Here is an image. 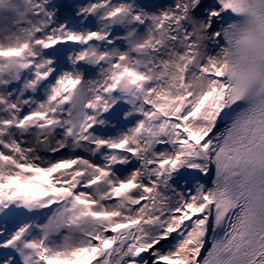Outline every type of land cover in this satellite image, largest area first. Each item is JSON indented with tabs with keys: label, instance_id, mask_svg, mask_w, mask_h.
Segmentation results:
<instances>
[{
	"label": "snow or ice",
	"instance_id": "1",
	"mask_svg": "<svg viewBox=\"0 0 264 264\" xmlns=\"http://www.w3.org/2000/svg\"><path fill=\"white\" fill-rule=\"evenodd\" d=\"M0 264H264V0H0Z\"/></svg>",
	"mask_w": 264,
	"mask_h": 264
}]
</instances>
